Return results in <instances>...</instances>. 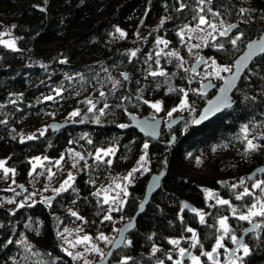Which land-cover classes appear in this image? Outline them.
I'll return each mask as SVG.
<instances>
[{"label": "trees", "instance_id": "1", "mask_svg": "<svg viewBox=\"0 0 264 264\" xmlns=\"http://www.w3.org/2000/svg\"><path fill=\"white\" fill-rule=\"evenodd\" d=\"M200 7L205 8L200 14L222 31L239 25L224 36H194L198 30L191 29H196L198 19L193 17ZM208 8L219 15L214 17ZM117 29L126 35L121 37ZM263 30L264 0H211L203 6L198 0H0V40L15 42V48L0 44V161L4 168L14 170L5 176L0 168V264L12 259L27 264H80L64 250L60 236L71 212L82 218L91 234L111 230L116 216L126 221L134 215L148 174L130 185L117 211H111L100 194L95 195L111 172L106 161H93L92 154L109 146L116 147L111 170L138 158L146 143L153 171L167 169L161 189L129 235L131 243L127 241L113 253L111 264H159L173 249L170 240L191 234L187 228L197 230L199 246L210 249L220 235L218 221L225 216L233 233L240 235L251 223L233 217L231 208L246 211L256 197L237 200L232 188L228 189L231 207L211 206L204 190L217 187L218 177L191 174L187 166L204 152L228 150L218 169L234 183L264 164V54L243 75L234 92V106L200 126L187 114L200 110L212 93L201 92L199 84L190 81L193 73L187 66L206 56L207 62L210 58L221 68L232 69L246 43ZM158 37L167 42L165 48L159 46ZM172 52L178 55H169ZM160 70L166 75H149ZM228 72L222 71L220 77ZM185 99V119L173 129L165 128L159 140L134 128H120L129 122L128 112L153 111L144 101H160L163 112H169ZM86 100L96 105L92 112ZM104 104L109 107L101 114ZM77 110L78 116L70 115ZM29 113L75 123L55 131L49 122L43 135L28 139L17 125ZM245 126L247 132L242 131ZM249 139L258 145L256 150L246 151ZM65 153L81 161L75 166L79 169L76 181L66 191L51 195L55 200L46 205L43 200L51 196L42 198L43 188L33 197L26 195L27 187L38 185L33 184L39 168L36 158ZM16 180L25 184L13 187L11 182ZM184 200L206 211L204 224L198 210L184 207ZM107 215L110 220L104 219ZM260 218V227L246 238L250 251L243 257L244 264H264V217Z\"/></svg>", "mask_w": 264, "mask_h": 264}, {"label": "rangeland", "instance_id": "2", "mask_svg": "<svg viewBox=\"0 0 264 264\" xmlns=\"http://www.w3.org/2000/svg\"><path fill=\"white\" fill-rule=\"evenodd\" d=\"M220 31H222V27L217 26V29L215 31H213L211 28L206 30V31H199L198 30V31L194 32L193 35L194 36H204L208 33H211L215 37L219 34ZM237 36L239 37V34H237ZM158 40L165 41L162 37H158ZM5 41H10V40L8 38ZM158 44L162 49L165 48L167 45V44L165 45V44H160V43H158ZM198 59H200V58H198ZM193 63L189 62L188 66H187L188 69L190 70V72L193 73V77L190 80L191 82L194 81L197 84H199V86L201 85V83L203 81H206V80H212L217 84H219L221 82L222 79L221 80L217 79L219 77H217L215 75H210V73H214L216 70L222 69L220 65H217L215 63L213 64V61H211L210 58L208 59L207 64H205L202 68H200V70H198V72H196V73H194L192 71V64ZM220 74H222V71H220ZM223 76H222V78H223ZM198 90H199V88H198ZM149 101H148V103H150V105L153 103H156V102H160V101H152V102H149ZM160 104H161V102H160ZM88 106L91 107V105H89V104H88ZM179 106L175 107L177 109V111L172 112L171 116L168 115V113L170 111L169 112H163L162 104H161V110L159 112H157L155 109H153V111L150 113L154 114L156 116L163 115L165 117V120L167 121L169 118H171L177 114L185 113L183 111V108H180ZM77 111H79V110H77ZM54 119L55 118L47 120V119H44V117H42L40 114L29 113L17 125V128L20 129L22 132L24 131L23 133L25 136H31L34 134H41V132L44 133L46 131V128L48 127L49 122H51ZM172 134L175 135L176 133L173 132ZM98 150H104V151L111 150V153L108 155H104V151L100 152L101 159H99V160L101 162L106 161L108 163V161H111V163H108L110 165L109 170L111 172V177L109 179H105V180L101 181V183L99 184V190L98 191H99V194L102 196L103 202H105V197L106 196L108 197L107 204H108L110 210L111 211H117L125 203L128 195H129V192H130V185L140 181L146 174H148V176H149L152 172H154L153 171L154 167H153L152 161H151V159L147 153V149H145V148L143 149V152H141L139 154L138 158L134 159L133 161H125L123 163H120L114 167L115 168L114 170H111L110 167L112 165H114V162H115L114 157H115V153H116V147L115 146H109L106 148H100ZM97 151L95 154H92V156H93L92 159H93V161H96V162L98 161L96 159ZM226 154H228V150H217V149H215V150H212L209 152H204L198 158H196L191 163H189V165L187 166L188 171L191 174H200V175H204V176H208V177L216 175L218 177V182H220L221 180L227 181L226 186L223 189H221V191H220V193L216 199H212L211 196L208 195V193L210 192L213 194V193L217 192L219 190L218 186L213 187V188H206L204 190L207 202L211 206L218 205V204H216L217 199H226V200L230 201V198L228 197V189L232 191L231 184L235 183V184L239 185L240 180H238V182L231 183V181L229 180L227 175L219 174L220 171L218 168H219V166L223 160V156ZM62 156H63L62 160H61V156H60L57 158L47 157L46 159L40 157L39 161H37V160L34 161V164L36 166H38L39 168L37 169V172L34 173L35 181L33 182V184H38V185H33V187H31V188L27 187V190H29V192H27L26 195L33 197V195L39 191V188H43V193L41 194L42 198H45V197H48L51 195H55L56 192L53 191V189L60 188V186L63 184V182L67 179L69 173H71L72 176L74 177V179L72 181H70L69 183L72 184L73 182L76 181V175H77V172L79 169L77 170L75 168V166H77V163L79 164L81 161L79 160L80 161L79 162L77 160H74L77 158L76 157L73 158V155L68 157L66 155V153L63 154ZM141 156L145 157V159L143 161H141V159H140ZM57 160H60L59 165L56 164ZM73 165H75V166H73ZM40 169H42V171L38 172ZM133 169H138V171L132 172ZM159 169H160V167L157 168V170H155V171H159ZM130 172H132V176L129 178V180H130V182H129V180H125L124 178L126 176H128V174ZM243 180L245 181V183L243 185H239L237 188H235V191L239 194V193L243 192L244 187H247L250 189V191H252L254 193V196L256 197V202H257V200L264 202L261 190L260 189H252V184L256 183V181H258V180H264V174H262L261 176H257L253 179H243ZM229 183H231V184H229ZM11 184L13 185V187H19L20 185L25 184V182L16 180V181L11 182ZM30 184H32V183H30ZM117 184L120 185L119 188L116 187ZM218 185H219V183H218ZM223 191H225L227 196H225L223 194ZM125 192L127 193V195H125ZM229 194L231 195V193H229ZM121 201L123 202L122 204H121ZM235 208H236V206H235ZM197 210H198V213H203L204 215L206 214V211L203 209H197ZM242 212H245V211H242ZM242 212H239V213L237 212V215H239ZM260 217L261 216L253 217L252 221L250 223L257 222L260 225V223H261ZM123 222L124 221H123V218L121 216H116L115 222H114V227L111 230L98 232L97 234H91L83 226L84 222H82L81 217L78 214H77V216L72 215L71 218L68 219L67 222L65 223L63 229L60 231L62 246H63L64 250L68 254L71 253L70 256L73 257L75 260H77L80 264H85L86 261L89 262V264H93L96 260L101 258V253L105 254L106 251L109 249L113 238L117 234V230H118L119 226ZM227 223L231 229L230 235L234 234L231 224L228 221H227ZM65 229H67V231H65ZM101 233H103L104 236L108 237V241L97 239V237ZM195 233H196V238L199 241V236H198L197 230H195ZM85 235L91 237V240L89 242H86L83 244H76L75 243L77 239H81ZM220 235H222L221 230H220ZM235 235L238 238L240 236L237 234H235ZM191 237H192V233L187 237L174 238V239L180 240V244L178 246L173 245V249L171 251H169L167 256L161 261L162 264H169V262H171L172 264H175V261L182 260V257L179 256L178 249L179 248L189 249V247L192 248L190 255L199 256L200 260H201V264H207V263L212 264V261H208L207 257L202 256L201 253L205 252V251H211V249L214 245L210 249L202 248L201 246H199V244L196 247H192L191 246V243H192ZM174 239H172V240H174ZM229 240H230V238L225 237V239L223 241L225 248H227V249H231V245L233 246L232 242H231V244L227 243V242H229ZM127 241L128 242L130 241L129 237H128ZM244 244H246L250 250V246L245 242H244ZM93 245L95 247H97L100 251L96 252V251L87 250V249H91L93 247ZM77 253H79L81 255L77 256ZM169 255H171V257H172L171 260L168 259ZM227 255H228V253H226L223 248L219 250V254L217 255V260L219 261V264H228V261L227 262L225 261V258L227 257ZM237 255H242V252L237 253ZM161 262L159 264H161ZM5 264H27V263H24V262L20 263L17 259H12V260L6 262ZM183 264H191V259H190L189 255L186 258V260L183 262ZM242 264H244L243 260H242Z\"/></svg>", "mask_w": 264, "mask_h": 264}, {"label": "water", "instance_id": "3", "mask_svg": "<svg viewBox=\"0 0 264 264\" xmlns=\"http://www.w3.org/2000/svg\"><path fill=\"white\" fill-rule=\"evenodd\" d=\"M238 25H239L238 23L233 24L234 27L230 29L227 28V32H229L233 28H236ZM261 47H264V30L262 31L260 36L255 37L246 43L243 51L235 58L233 62L232 70L223 76V79L219 84L215 83L212 80H206L201 83L200 85L201 92L210 93L214 91V93L206 101V103L202 106L199 113L194 118L193 124L195 126L202 125L203 123L211 120L212 118L222 113L224 110L234 106L237 100L236 97L234 96V92L237 89L243 75L245 74L247 69L251 66L253 61L257 57L264 54V52L260 51ZM250 52L253 54L251 55L250 58H246L248 57V54ZM206 63H207V57L202 56L200 59L196 60L192 64V71L196 73ZM124 76H127V74H124ZM229 83L231 84V86H229ZM222 89H225V91H222ZM225 98L227 99L228 103L226 106H221L224 105ZM217 106H219V110H215L211 112L207 111L208 109ZM194 114H196L194 111L188 113L189 116ZM127 116L129 118V122L123 124V127L120 126L121 129L134 128L138 130L139 133L145 137H148L153 140H159L161 138L162 129L164 125L168 128L176 127L182 120L185 119L186 114H178L176 116L169 118L167 121L165 120V117L163 115L156 116L151 113L140 115L134 111H130L127 113ZM74 123L75 121L55 120L50 122L49 126L52 128V130L57 131L60 130L61 128H64ZM174 138L175 136H172L170 143L174 141ZM263 173H264V164L257 166L254 170H252L248 174L247 179H253ZM166 174H167V169L163 167L159 171H154L148 176L145 185V194L142 200L140 201L136 212L130 219L124 221L119 226L117 230V234L113 238L109 249L106 251L103 257L96 260L93 264H111L113 253L118 249H120L127 242L130 233L135 229L137 225L138 217L146 210V207L150 202L151 198L153 197V195L161 189ZM221 182H224V183H220L221 187H225L227 181L221 180ZM217 196H218V192L212 194L213 198H216ZM54 200H55V196L48 197L43 200V204L46 205L49 203L48 201L52 202ZM183 205H188L187 207L188 209H195V205L188 200H184ZM254 224H258V223L253 222L242 230L239 238L242 239L243 243L245 242L247 236L253 232L250 231L246 233L245 230L253 228ZM235 247L236 245L233 244L231 249ZM189 252H191V247L189 248ZM187 257L188 255L182 257V261H185ZM228 260H229V254L226 257V261Z\"/></svg>", "mask_w": 264, "mask_h": 264}, {"label": "snow or ice", "instance_id": "4", "mask_svg": "<svg viewBox=\"0 0 264 264\" xmlns=\"http://www.w3.org/2000/svg\"><path fill=\"white\" fill-rule=\"evenodd\" d=\"M198 3L200 5H206V4H210L211 3V0H198ZM185 7V5L181 4V8ZM205 11V8L204 7H200L199 10H198V13H197V16L193 17V19H198V23L196 25V29H191L192 31H195V30H201L203 31L204 29H202L200 26L201 25H207L208 28H211L213 31H215L217 29V26L215 23H212L210 20L206 19L205 15H202L200 13H203ZM208 12L212 13V9L211 8H208L207 9ZM241 12H244L245 9H241L240 10ZM212 15L215 17V16H218L219 13L218 12H215V13H212ZM161 24H163V21H161ZM187 27V26H186ZM234 27L233 25H229L228 28H232ZM121 37L125 36L126 34L121 31L120 29H117L116 30ZM227 34V29L224 30V31H220L219 32V35L220 36H224ZM180 35L182 36L183 35V30H181V33ZM208 35H211V33H208ZM239 39V37H236V39H232L231 40V43L233 45L236 44L237 40ZM158 43L160 44H167L166 41H163V40H158ZM0 44H4L5 46L9 47V48H15V42L14 41H5V40H0ZM200 45H193L192 47H199ZM189 51H191V48L189 49ZM260 51L264 52V47H261L260 48ZM253 53H249L248 54V57L246 58H250L251 55ZM132 56H135L136 53L135 52H132L131 53ZM169 55L171 56H177L178 54L175 53V52H172V53H169ZM157 56H159V54H157ZM157 64L159 63V60L157 59ZM215 62L213 61V64ZM181 67H182V64H181ZM195 70V69H193ZM220 71H224V72H228V71H231V68L229 67H224L222 69H218L216 70L214 73H210V75H215L221 79H223L222 77H220ZM149 75L151 76H165L166 73L163 71V70H160V71H152L149 73ZM235 78V77H234ZM125 79H127V76H125ZM229 86H231V84L229 83ZM169 91H175V89H169ZM222 91H225V89H222ZM185 97L187 96V93H184ZM105 96V93L103 91L100 92V97H104ZM46 99H52V97H47ZM85 103L91 105V107L88 108V111L89 112H92L95 108H96V105L91 101V100H86ZM144 103H148V101H144ZM228 103L227 99L225 98V101H224V105H221V106H226ZM186 99L185 100H182L181 101V104H180V108H183V107H186ZM109 105L107 104H104L103 108H100L99 109V112L101 114L104 113V109L108 108ZM151 107L153 109H155L157 112H159L161 110V104L160 102H156V103H153L151 104ZM215 110H219V106L217 107H214V108H210L208 109L207 111L208 112H211V111H215ZM177 111L176 108L172 109L168 115L171 116L172 115V112H175ZM71 116H78L79 115V111H73L71 114ZM123 127V125H122ZM242 131L244 132H247V126L244 127V129H242ZM41 135H43V132H41ZM35 138L34 136H30L28 137V139H33ZM247 144H248V148L246 149V151H254L257 149L258 145L254 144L253 141L251 139H249L247 141ZM145 149H147L148 145L145 144L143 146ZM101 151H104V150H98L97 151V155H96V159L99 160L101 159V155H100V152ZM111 153V150H107V151H104V155H108ZM75 155L79 156L80 154L79 153H76ZM40 158H36L37 161H39ZM46 159V158H45ZM63 159V156H61V160ZM81 159H83V157H81ZM141 161H143L145 159L144 156H141ZM108 163H111V161H108ZM56 164L59 165L60 164V160H57L56 161ZM4 165V161H0V168H3V172H4V175L7 176L10 172L14 174V170L13 169H8V168H4L3 167ZM75 166V165H73ZM33 170H35V165L33 166ZM135 171H138V169H133L132 172H135ZM132 172H130L128 174V176H126L124 179L125 180H129V178L132 176ZM31 174V173H30ZM74 179V177L72 176L71 173L68 174V177L67 179L63 182V184L60 186V188L58 189H53V191H55L57 194H59L60 192L62 191H66L67 190V187H70V181H72ZM130 182V180H129ZM220 183H224V182H220ZM245 183V181L243 179H241L239 181V185H243ZM238 184H232L231 187L233 189L237 188L239 186ZM117 188L120 187L119 184L116 185ZM252 189H260L261 192H264V180H258L256 181V183L252 184ZM11 190V189H10ZM95 195H99V192L98 193H95ZM125 195H127V193L125 192ZM209 196L212 195V193H208ZM254 193L252 191H250L249 188L247 187H244V190L243 192L239 193L236 195V199L237 200H241L243 199L245 196H253ZM115 199V198H114ZM11 202V201H9ZM50 203V201H48ZM108 202V197L106 196L105 197V203ZM123 202L121 201V204ZM216 204L218 205H229L231 207V204H230V201L229 200H226V199H217L216 200ZM24 205L23 204H20L18 205V207H23ZM185 208L188 207V205H184ZM193 212H197L196 209H191ZM231 211H232V215L233 217H235L236 219L240 220V221H249L251 222L252 221V218L253 217H256V216H262L264 217V202H261L259 200H257L256 203H253L251 204V206L247 207L246 211L245 212H242L240 213L239 215H237V209L236 208H231ZM73 216H77V213L75 212H72L71 213ZM198 215L200 216V223L201 224H204L205 223V219H204V214L203 213H198ZM79 218V217H78ZM82 219V218H81ZM105 220H110L111 219V216L110 215H107L104 217ZM229 217L225 216V217H222L219 219L218 221V224H219V228L220 230L222 231V235L218 236L216 238V242L214 244V246L212 247L211 251H205V252H202L201 255L202 256H205L207 257V260L208 261H212V264H219V261L216 259V255L219 254V250L220 249H224L226 253L229 254V260H228V264H242V260H243V257L244 256H247L249 254V248L246 244H244L242 242V239L241 238H238L235 234H231V229L227 223ZM260 225L259 224H254L253 225V228L251 229H246L245 232H250V231H254L256 228H259ZM65 231H67V229H65ZM187 232H190L192 233V237H191V246L192 247H196L198 244H199V241L198 239L196 238V233H195V230L192 229V228H187L186 229ZM225 237H228L230 238L232 244L236 245L235 248L233 249H227L225 248V245L223 243ZM97 239H100V240H104V241H108V237L104 236L103 233H101ZM91 240V237L85 235L84 237H82L81 239H77L76 240V244H83V243H86V242H89ZM11 242V241H10ZM129 244L131 243L130 241L128 242ZM169 243H171L172 245L174 246H178L180 244V240H177V239H174V240H170ZM74 246V245H73ZM202 247V245H200ZM87 250H90V251H96V252H99L100 250L95 247L93 245V247L91 249H87ZM157 251V249H153V252ZM178 252H179V256L180 257H185L186 255H189L190 256V259H191V264H201V260H200V257L199 256H194V255H190V252H189V249H185V248H179L178 249ZM242 252V255H237V253H241ZM69 255H71V253H69ZM81 254L77 253V256H79ZM103 253H101V257H103ZM168 259H172L171 255L168 256ZM85 264H89V262H85ZM122 264H126V261H122ZM162 264V262H161ZM175 264H183L182 260H177L175 261Z\"/></svg>", "mask_w": 264, "mask_h": 264}, {"label": "flooded vegetation", "instance_id": "5", "mask_svg": "<svg viewBox=\"0 0 264 264\" xmlns=\"http://www.w3.org/2000/svg\"><path fill=\"white\" fill-rule=\"evenodd\" d=\"M210 93L213 94L214 91H213V92H210ZM200 110H201V109H200ZM200 110H198V111L195 110L194 112H195L196 114L191 115V117H192V123H193L194 118L196 117V115L199 113ZM191 112H192V111H191ZM189 113H190V112H189ZM187 115H188V114H187ZM165 128H168V127H166V126L164 125V126H163V129H162V133H163V131H164ZM173 128H175V127H173ZM173 128H169V129H173ZM161 136H162V135H161ZM263 174H264V173H263ZM261 175H262V174H261ZM259 176H260V175H259ZM220 182H221V181H220ZM220 182H219V185H218L219 190L217 191V192H218V195H219L221 189L224 188V187H221ZM211 198H212V199H216L217 197H216V198H213L212 195H211ZM245 242H246V240H245ZM231 247H232V245H231ZM189 248H190V247H189ZM191 251H192V248H191ZM215 256H216V259H217V255H215ZM225 261H226V258H225ZM183 262H184V261H183ZM226 262H227V261H226Z\"/></svg>", "mask_w": 264, "mask_h": 264}]
</instances>
